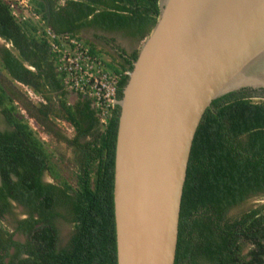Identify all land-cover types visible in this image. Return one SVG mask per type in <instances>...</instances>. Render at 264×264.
Listing matches in <instances>:
<instances>
[{"label":"trees","instance_id":"obj_1","mask_svg":"<svg viewBox=\"0 0 264 264\" xmlns=\"http://www.w3.org/2000/svg\"><path fill=\"white\" fill-rule=\"evenodd\" d=\"M30 3L55 32L79 35L91 27L123 31L138 40L150 33L160 11L159 0ZM36 27L31 19L16 20L7 0H0V113L5 123L1 127L0 121V264H117L113 189L120 107L116 104L101 123L91 100L80 95L68 100L56 57ZM84 42L92 52L106 53ZM113 47L116 56L107 65L120 75V100L128 80L123 72L131 71L138 50ZM16 84L40 100H27ZM20 105L73 148L71 172ZM56 120L72 126L71 138L54 129ZM256 195L264 196V89L243 88L213 99L195 132L174 264H264V202L228 215ZM16 206L23 208V216ZM61 221L72 227L64 244Z\"/></svg>","mask_w":264,"mask_h":264},{"label":"water","instance_id":"obj_2","mask_svg":"<svg viewBox=\"0 0 264 264\" xmlns=\"http://www.w3.org/2000/svg\"><path fill=\"white\" fill-rule=\"evenodd\" d=\"M159 9L118 101L117 264H174L205 110L227 92L264 89V0H159Z\"/></svg>","mask_w":264,"mask_h":264},{"label":"built area","instance_id":"obj_3","mask_svg":"<svg viewBox=\"0 0 264 264\" xmlns=\"http://www.w3.org/2000/svg\"><path fill=\"white\" fill-rule=\"evenodd\" d=\"M7 2L16 20L31 19L36 24V35L48 43L56 57L57 71L64 89L91 100L100 122L105 123L119 101L117 90L120 75L107 65V62L112 60V54L107 51L102 54L92 52L81 35L55 32L33 9L30 0H7ZM107 55L110 59L106 57ZM123 74L129 72L124 71ZM37 99L40 100L39 96ZM28 119L35 124L33 118Z\"/></svg>","mask_w":264,"mask_h":264},{"label":"rangeland","instance_id":"obj_4","mask_svg":"<svg viewBox=\"0 0 264 264\" xmlns=\"http://www.w3.org/2000/svg\"><path fill=\"white\" fill-rule=\"evenodd\" d=\"M90 32L89 30H84L82 32L81 35H83L85 38H89L91 41H93V39L95 40V38L93 36L90 35ZM107 39L105 40L106 44H109L106 46V44H97V47L98 48H104L107 52H109L110 54L114 53V47H112V43L114 45H118L122 48H124L127 52L131 53L132 51L134 50H138L139 51V48L143 42L144 39L142 40H138L136 38H131L129 37L128 35H126L124 32L122 31H119V32H115V33H112V34H109L107 35ZM110 38H113L114 41L111 42ZM97 41V40H96ZM4 43V41L0 38V45H2ZM112 45V46H111ZM100 48V49H101ZM108 59H110L109 55L106 56ZM16 88L25 94V96H27V100H31L32 102H36V101H39L37 98L38 96L35 95L34 96V93L32 90H30L28 87L24 86V85H21V84H16ZM19 103V102H18ZM19 105V104H18ZM22 106L20 105L19 108H20V111L27 117V113L25 111V109H22L21 108ZM2 115L0 113V121H1V127H4L5 126V123L2 122ZM33 121V120H32ZM32 124H34V122H32ZM36 125V124H34ZM54 127L61 132V134L67 138H71L73 136V128L70 124H68L67 122L65 121H61V120H56L54 122ZM39 130V134L38 136L44 140L46 142V144L48 145L49 149L50 150H53L56 154L57 157H61L63 160H64V163L65 164H68L70 166L69 169H67V171L69 170L71 172L72 170V166L74 164V151H73V148L68 146L67 143L64 141V140H61L59 138H57L54 134L52 133H49L45 130L44 127H40L38 128ZM62 166V163L60 165V167ZM65 168V167H64ZM66 170V168H65ZM66 171V172H67ZM48 179V177H46ZM264 202V196L262 195H256V196H251L249 197L247 200H245L243 203H241L240 205L238 206H235L233 208H231L228 212V215L229 216H235L237 214H240L241 212L243 211H246L248 210L249 208H252L254 206H257L258 204H261ZM15 211L16 212H19V213H22L23 211V208L21 206H16L15 207ZM24 214L22 213V216ZM60 230H61V243L64 244L66 242V240L68 239L69 235H70V232H71V224L65 222V221H61L60 223ZM10 226V224H9ZM15 238L19 239V240H23V236L22 235H19V234H16L15 235Z\"/></svg>","mask_w":264,"mask_h":264},{"label":"flooded vegetation","instance_id":"obj_5","mask_svg":"<svg viewBox=\"0 0 264 264\" xmlns=\"http://www.w3.org/2000/svg\"><path fill=\"white\" fill-rule=\"evenodd\" d=\"M84 30H89V31H91L90 32V35L91 36H93L94 38H95V40L93 39V42L94 43H99V44H106L105 42V40L107 39V35H109V34H112V33H115V32H119V31H111V30H102V29H95V28H86V29H84ZM123 32V31H122ZM129 37H131V36H129ZM131 38H134V37H131ZM88 40L89 41H91L89 38H88ZM97 40V41H96ZM107 45H109V44H106V46ZM112 45H113V43H112ZM111 45V46H112ZM96 47H97V45H96ZM113 47V46H112ZM114 49V48H113ZM112 55H114V56H116V51H114V53H112ZM29 124L31 125V127L35 130V132H37L38 134H39V130H38V128H40V127H43L42 125H40L36 120H35V124L36 125H32V122H31V120H29ZM54 129L56 130V131H58L55 127H54ZM60 132V131H59ZM61 133V132H60Z\"/></svg>","mask_w":264,"mask_h":264},{"label":"crops","instance_id":"obj_6","mask_svg":"<svg viewBox=\"0 0 264 264\" xmlns=\"http://www.w3.org/2000/svg\"><path fill=\"white\" fill-rule=\"evenodd\" d=\"M83 31H84V30H83ZM83 31H81L79 35H81ZM81 36H82L84 39H88V38H85L83 35H81ZM92 42H93V41H92ZM93 43H94V42H93ZM94 44H96V43H94ZM100 48H101V47H100ZM101 49L105 50L104 48H101ZM105 51H106V50H105ZM72 101H74V99H73Z\"/></svg>","mask_w":264,"mask_h":264},{"label":"clouds","instance_id":"obj_7","mask_svg":"<svg viewBox=\"0 0 264 264\" xmlns=\"http://www.w3.org/2000/svg\"><path fill=\"white\" fill-rule=\"evenodd\" d=\"M6 45H8V44H6Z\"/></svg>","mask_w":264,"mask_h":264}]
</instances>
